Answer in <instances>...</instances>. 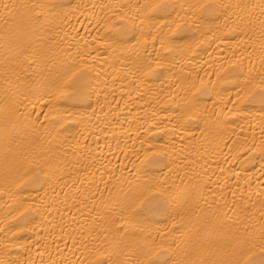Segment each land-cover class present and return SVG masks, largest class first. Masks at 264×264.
<instances>
[{
	"label": "bare ground",
	"instance_id": "bare-ground-1",
	"mask_svg": "<svg viewBox=\"0 0 264 264\" xmlns=\"http://www.w3.org/2000/svg\"><path fill=\"white\" fill-rule=\"evenodd\" d=\"M0 264H264V0H0Z\"/></svg>",
	"mask_w": 264,
	"mask_h": 264
}]
</instances>
